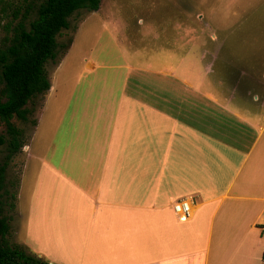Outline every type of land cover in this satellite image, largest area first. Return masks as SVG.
<instances>
[{
	"label": "crops",
	"instance_id": "0c3cea01",
	"mask_svg": "<svg viewBox=\"0 0 264 264\" xmlns=\"http://www.w3.org/2000/svg\"><path fill=\"white\" fill-rule=\"evenodd\" d=\"M178 47L160 66L82 59L22 148L21 169L35 167L22 206L19 176L10 243L52 264H264V70L233 67L264 66V40L243 58Z\"/></svg>",
	"mask_w": 264,
	"mask_h": 264
},
{
	"label": "rangeland",
	"instance_id": "374dc122",
	"mask_svg": "<svg viewBox=\"0 0 264 264\" xmlns=\"http://www.w3.org/2000/svg\"><path fill=\"white\" fill-rule=\"evenodd\" d=\"M69 21L71 27L57 37L58 43L70 39L69 48L59 54L56 62L46 64L54 91L45 99L39 127L34 134H30L31 124L13 119L16 125L25 129L24 143L32 147L45 136L47 117L55 104L63 105L62 101L74 82L76 72L84 64L82 59L92 56L113 62L122 58V61L132 64L146 65L150 62L160 66L166 61H176L180 55L177 47L181 44L178 48H183L188 43L191 46L188 58L191 59L203 48L208 60L216 54L229 56L231 48L240 49L239 54L234 55L240 58H243L241 51L252 48L261 53L264 0H101L97 10H79ZM220 44L225 47L217 52ZM58 62L59 67L56 66ZM218 67L221 74L223 67L215 65L216 72ZM233 67L237 70L246 67L259 73L264 70V66L255 65ZM65 75L69 78L63 82ZM80 85L79 82L77 89H80ZM42 99L43 96L39 99V105ZM2 132L3 126L0 125V134ZM22 148L8 163L5 188L6 197L15 195L20 176V206L27 200L26 190L29 189L30 175L35 167V161H30L26 169H21L20 155L23 159L27 152H31L30 149L22 152ZM5 154V144H0V161ZM11 243L23 248L18 240Z\"/></svg>",
	"mask_w": 264,
	"mask_h": 264
},
{
	"label": "trees",
	"instance_id": "16d2710c",
	"mask_svg": "<svg viewBox=\"0 0 264 264\" xmlns=\"http://www.w3.org/2000/svg\"><path fill=\"white\" fill-rule=\"evenodd\" d=\"M101 0H0V264H52L10 243L11 212L15 195L6 197V169L24 146L25 129L13 119L35 125L39 99L50 87L46 70L71 40L57 37L71 27L69 18L79 10L95 11Z\"/></svg>",
	"mask_w": 264,
	"mask_h": 264
},
{
	"label": "built area",
	"instance_id": "2783aa9c",
	"mask_svg": "<svg viewBox=\"0 0 264 264\" xmlns=\"http://www.w3.org/2000/svg\"><path fill=\"white\" fill-rule=\"evenodd\" d=\"M173 211L178 220L183 221L192 214V204L188 199L177 201L173 204Z\"/></svg>",
	"mask_w": 264,
	"mask_h": 264
}]
</instances>
